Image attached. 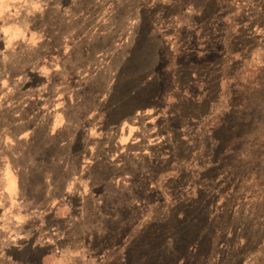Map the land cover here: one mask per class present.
<instances>
[{
    "label": "rangeland",
    "instance_id": "obj_1",
    "mask_svg": "<svg viewBox=\"0 0 264 264\" xmlns=\"http://www.w3.org/2000/svg\"><path fill=\"white\" fill-rule=\"evenodd\" d=\"M0 32V264H264V0H0Z\"/></svg>",
    "mask_w": 264,
    "mask_h": 264
},
{
    "label": "crops",
    "instance_id": "obj_2",
    "mask_svg": "<svg viewBox=\"0 0 264 264\" xmlns=\"http://www.w3.org/2000/svg\"><path fill=\"white\" fill-rule=\"evenodd\" d=\"M43 191H46V190L43 189ZM8 209L12 210V211L15 210L14 207L13 208L9 207ZM3 222L6 223V229H9L8 237L12 240L15 239V237L12 236L13 234H16V238H21V237H25V236L30 235V233L32 231H26L27 226H25V223H28V227H32V228L35 225V222L27 220L25 218L24 214H15V213H12V215L9 217V219L3 220ZM12 240H10L9 243H11ZM26 243H27L26 240L22 239L21 244L23 245ZM48 246L49 245H45V246L40 247V245H38V244H36V246H34L33 251H35L34 255L37 256V259H40V257H42L44 255L49 257V258L51 257L50 251L48 252V250H49ZM41 251L42 252L45 251V253L43 254ZM40 253H42V254H40ZM55 255H54V258H56V260L58 261L59 264H65L64 259H65L66 254L64 253L63 250H59V253H57ZM10 259H11V262L13 264H20V261H19V259H17V256H11ZM24 262L25 261H22L23 264H24ZM66 264H67V262H66Z\"/></svg>",
    "mask_w": 264,
    "mask_h": 264
},
{
    "label": "water",
    "instance_id": "obj_3",
    "mask_svg": "<svg viewBox=\"0 0 264 264\" xmlns=\"http://www.w3.org/2000/svg\"><path fill=\"white\" fill-rule=\"evenodd\" d=\"M2 35V32H0V36Z\"/></svg>",
    "mask_w": 264,
    "mask_h": 264
}]
</instances>
